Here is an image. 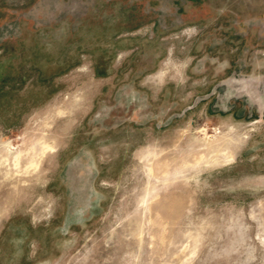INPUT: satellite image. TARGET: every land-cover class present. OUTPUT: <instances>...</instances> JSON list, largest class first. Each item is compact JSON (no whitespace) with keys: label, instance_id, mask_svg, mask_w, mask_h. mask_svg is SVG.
<instances>
[{"label":"rangeland","instance_id":"obj_1","mask_svg":"<svg viewBox=\"0 0 264 264\" xmlns=\"http://www.w3.org/2000/svg\"><path fill=\"white\" fill-rule=\"evenodd\" d=\"M0 0V264H264V0ZM53 13H54V8Z\"/></svg>","mask_w":264,"mask_h":264},{"label":"crops","instance_id":"obj_2","mask_svg":"<svg viewBox=\"0 0 264 264\" xmlns=\"http://www.w3.org/2000/svg\"><path fill=\"white\" fill-rule=\"evenodd\" d=\"M56 6L49 7L47 6L48 0H30L26 1L25 10L27 11L26 17L29 19V22L33 24L35 27L39 25V31L45 32L46 28H42L41 21H45L49 19V17H58L59 16V2H56ZM54 8V13L52 12ZM38 28V27H37Z\"/></svg>","mask_w":264,"mask_h":264}]
</instances>
